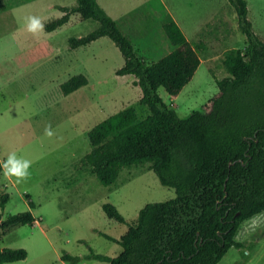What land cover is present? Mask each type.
Returning a JSON list of instances; mask_svg holds the SVG:
<instances>
[{"label":"rangeland","instance_id":"374dc122","mask_svg":"<svg viewBox=\"0 0 264 264\" xmlns=\"http://www.w3.org/2000/svg\"><path fill=\"white\" fill-rule=\"evenodd\" d=\"M254 32L264 39V0H247ZM129 36L135 50L149 62L159 61L172 47L164 31L169 13L186 37L200 48L202 64L178 97L165 88L159 94L180 117H187L219 92L217 80L229 76L224 64L228 50L245 48L248 37L230 0H98ZM77 0H0V161L15 153L28 160L29 178L16 183L0 174L1 196L9 194L0 218L31 211L34 225L18 226L0 237V248L25 249V260L4 264H109L90 257H117L119 243L149 203L175 199L151 164L122 169L112 185L102 184L82 159L91 152L88 133L96 125L128 107L140 117L149 109L140 103L143 92L133 75H118L125 58L113 40L102 37L86 47L70 49L71 37L80 38L100 24L77 13L53 32H28L26 18L45 25L64 15L61 7ZM84 74L88 85L65 96L61 85ZM52 132L51 136L45 130ZM35 208L30 207V203ZM115 205L125 217L109 219L103 205ZM232 248L219 264H264V213L247 221Z\"/></svg>","mask_w":264,"mask_h":264},{"label":"trees","instance_id":"16d2710c","mask_svg":"<svg viewBox=\"0 0 264 264\" xmlns=\"http://www.w3.org/2000/svg\"><path fill=\"white\" fill-rule=\"evenodd\" d=\"M230 1L248 44L226 52L229 76L217 80L219 92L187 117L165 103L159 89L178 97L194 79L202 58L198 45L169 13L163 27L172 50L155 62L135 50L98 0H77L72 7H61L62 17L45 23V30L53 32L75 13L98 21L100 26L91 33L71 37L70 49L111 38L125 58L117 74L135 76L143 92L140 103L149 109L147 117H140L135 107L125 108L92 128L88 137L93 149L82 164L109 186L123 168L150 163L161 183L177 194L140 211L119 240V256L91 252L90 257L109 264H219L232 248H244L237 239L243 224L264 213V39L253 30L248 1ZM88 83L86 75H74L61 91L67 96ZM9 197L1 196L2 207ZM103 209L109 219L126 222L115 205L106 203ZM36 221L31 211L0 218V237ZM27 257L23 248H0V264ZM62 258L70 264L80 261L69 253Z\"/></svg>","mask_w":264,"mask_h":264},{"label":"clouds","instance_id":"9594fccd","mask_svg":"<svg viewBox=\"0 0 264 264\" xmlns=\"http://www.w3.org/2000/svg\"><path fill=\"white\" fill-rule=\"evenodd\" d=\"M26 27L28 32L36 35L38 32L43 31L44 24L38 17L30 16L26 18ZM45 134L51 136L52 132L49 129H46ZM30 166V161L17 158L15 153L10 154L5 161L0 162V167L3 168L4 177L8 180L15 177L16 183H20L29 178L28 169Z\"/></svg>","mask_w":264,"mask_h":264},{"label":"built area","instance_id":"2783aa9c","mask_svg":"<svg viewBox=\"0 0 264 264\" xmlns=\"http://www.w3.org/2000/svg\"><path fill=\"white\" fill-rule=\"evenodd\" d=\"M1 162V161H0ZM2 168V167H1ZM2 170H3V168H2Z\"/></svg>","mask_w":264,"mask_h":264},{"label":"crops","instance_id":"0c3cea01","mask_svg":"<svg viewBox=\"0 0 264 264\" xmlns=\"http://www.w3.org/2000/svg\"><path fill=\"white\" fill-rule=\"evenodd\" d=\"M135 77V76H134Z\"/></svg>","mask_w":264,"mask_h":264}]
</instances>
